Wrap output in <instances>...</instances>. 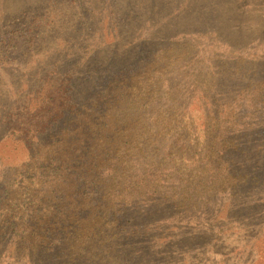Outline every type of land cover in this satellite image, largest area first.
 Returning <instances> with one entry per match:
<instances>
[{
    "label": "rangeland",
    "instance_id": "rangeland-1",
    "mask_svg": "<svg viewBox=\"0 0 264 264\" xmlns=\"http://www.w3.org/2000/svg\"><path fill=\"white\" fill-rule=\"evenodd\" d=\"M33 21L37 44L18 53L13 31ZM148 47L149 74L112 77L144 65L134 61ZM263 78L264 0H0V264H264V116L248 101ZM165 88L201 95L197 111L163 112L154 97ZM208 109L243 117L230 145L193 128ZM141 125L165 135L136 151L146 158L126 157L109 176L106 155L85 145L92 184L67 170L64 147L89 142L92 127ZM162 149L175 171L133 195ZM112 181L109 198H91L108 211L87 235L84 192Z\"/></svg>",
    "mask_w": 264,
    "mask_h": 264
},
{
    "label": "trees",
    "instance_id": "trees-1",
    "mask_svg": "<svg viewBox=\"0 0 264 264\" xmlns=\"http://www.w3.org/2000/svg\"><path fill=\"white\" fill-rule=\"evenodd\" d=\"M36 21V20H35ZM35 21L31 22V24L27 26H25V28H23L21 31H13V35H15L14 37L15 40L17 41V49H18V53L19 52H23V54L26 52V50H34V46L35 44H37L38 41V33L34 31V24L36 23ZM28 28V29H27ZM211 33H213L210 30ZM12 34V33H11ZM167 46L170 47L168 51H172L171 49V45L173 44V42L168 41L166 42ZM152 48L154 47H148L147 52L145 53L144 56L138 57L135 59L134 63L137 61V63H141L144 62V65H137V66H133L130 65L129 66V71L123 72L124 68L122 67H116L114 68V70L112 71V77H116L119 78L123 75H132L135 76L137 74H139V72L142 74V76L146 73L149 74L147 71L148 70H153L155 68V65L153 64V59H154V53H152ZM141 58V59H139ZM7 61H10L9 57L5 58ZM142 68V71H139ZM135 71V72H134ZM120 75V76H119ZM118 80V79H116ZM256 89L254 91V96H251L249 98V102L250 105H253L255 108L253 109V114L252 116H264V78L263 79H259L256 83ZM181 85L177 86L179 88ZM162 95H158L157 98L154 97V100L156 102V104L162 109L163 112H167V111H171L174 113L173 110H183L184 112H189V113H193L195 111H197L196 109H191V105H193L194 108H196L195 104L196 101L199 100L201 97V95L196 94L195 92L193 93H180V90L177 88H172V89H164L162 91ZM256 93H259L260 96H257ZM247 107H249V105H247ZM210 110V109H208ZM220 112V111H219ZM178 119H181L182 122H184V116L181 114H177ZM109 118V117H108ZM105 118V119H108ZM236 116L234 114V112L232 113H228V115L226 116L225 113H218L217 115L213 114V111H209L207 113V117L205 118V122H197V120H194V127L196 128L197 133L202 134V137L206 138L209 137L210 139H212L213 142L218 143V141H220L221 145H230L229 140L231 139L230 135L233 132V130L235 129V122L239 121V123H244L245 121L243 120V117H239L238 120H235ZM209 121V122H206ZM205 124V125H204ZM147 129H152L153 127L151 125H146ZM206 127V128H205ZM100 129H96L94 127L91 128V140H89V142L85 143L83 140L81 139L77 142L74 143V145H76L77 148L73 149V145L69 148V146H67V149H65L64 147V152L68 154V162H69V168H67V170H74L77 171L81 176V180L80 182H84L87 185H91L92 184V180L94 179V172L96 171V168H94L95 166H90L89 168L85 169L84 167H80V164L82 163L83 159L82 157H85L84 155V151L83 148L88 146L90 148V152L86 153V155L90 156L92 158V156L98 154V153H102L104 155H106L105 160H104V164L102 166H99L100 168H102L103 170H105V172L108 173V175H112V170L115 168L117 169L118 167H120V163L121 162H125V158L126 157H133L134 158H138V159H143L146 158V154H136L137 150H140L141 147L142 149L148 148L151 144H153L155 142V139H160L163 140L165 138V135L163 133H158L157 131H145L141 126H136V127H131L129 129V131L124 130L125 133H121V131H119L117 129V127L114 126H107V127H99ZM205 128V129H204ZM200 129V131H199ZM207 129V130H206ZM78 130V129H74ZM145 131V133H150L148 135H144L142 136L143 132ZM93 135H96V139L93 140ZM98 139L101 142H104L107 146V151L104 153V151H100L98 149H95L94 146L97 145L96 142L98 141ZM142 139H146L145 143H148L147 145H144V143L142 142ZM72 140V139H70ZM161 144V143H160ZM86 145V146H85ZM99 145L102 146V143H100ZM159 149V148H158ZM163 150V149H162ZM156 151V150H155ZM127 154V155H126ZM178 154L180 155V157L178 158L179 163L183 162V149L178 151ZM39 156V154H38ZM41 157V155H40ZM159 159L156 160V162L151 166L148 167V169L143 172V174L137 178V179H133L132 180V184H131V188L130 189H134L133 190V195L137 194L140 196H144V195H150L152 192H154V190H151V188H144L141 185V182L145 179H148L146 181V184L148 186L152 185V182H155L157 179H151L152 177L156 176V172H158L159 174L156 176L157 178L160 177V175H165L168 176L170 175V173H173L175 170V166L177 163V160H173L176 159L175 156L173 155L172 151L170 149H165L161 152ZM94 159V158H93ZM96 160V159H95ZM167 160L168 162H170V164L164 165V161ZM35 162V160H34ZM40 163H41V159H38L37 162H35V167L38 168V170L41 168L40 167ZM126 164V162H125ZM60 166V165H59ZM58 166V168H60ZM129 169V168H128ZM170 172V173H169ZM161 175V176H162ZM91 179V180H90ZM152 181V182H151ZM114 182H110L109 185V192H105L103 194H98L97 192L93 191V192H84V200H83V204L87 205L92 209V212L89 213V215H87V217L84 219V222H88V228L90 227V225L92 227H90L87 230H84L85 233H87V235L90 234L91 229L92 228H96V226L98 225V223H102L104 220V216H105V212H107V209H98V204L96 206L93 205V200L91 199L92 196L97 195L101 200L105 199V198H109L110 195L113 193L114 191V186H113ZM41 186L46 187V189H48L50 186H52V182H46L44 181L43 183H40ZM72 189L75 187L74 185L70 186ZM143 188V189H142ZM130 190H128V192L124 193V195H131V193L129 192ZM118 194V193H117ZM100 207H103L102 205H100ZM84 210H88L87 208H84ZM56 231V229H54Z\"/></svg>",
    "mask_w": 264,
    "mask_h": 264
}]
</instances>
